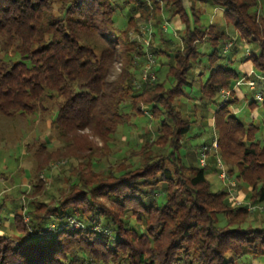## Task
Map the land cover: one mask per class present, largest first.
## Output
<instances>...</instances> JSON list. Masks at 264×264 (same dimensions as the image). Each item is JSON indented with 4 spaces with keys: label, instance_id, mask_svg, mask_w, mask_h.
<instances>
[{
    "label": "trees",
    "instance_id": "1",
    "mask_svg": "<svg viewBox=\"0 0 264 264\" xmlns=\"http://www.w3.org/2000/svg\"><path fill=\"white\" fill-rule=\"evenodd\" d=\"M260 1L210 0L223 10L232 38L217 24L200 25L193 7L191 26L183 0H0V116L24 118L47 111L45 103L51 102V125L67 143L63 155L39 147L37 156L46 154L28 175L29 190L22 193L28 203L20 201L9 213L13 232L0 235V264L264 259V218L256 226L251 216L264 209L258 207L264 203L260 128L234 115L231 107L238 103L232 94L226 101L221 97L244 78L231 66L229 52L236 44L253 43L258 53L249 50L240 62L251 63L249 80L262 96L261 102L250 100V110L258 104L264 108ZM174 17L184 28L170 35L162 25ZM202 42L211 47L208 54L198 51ZM149 58L152 64L145 70ZM201 65L205 73L190 80L189 71ZM193 85L199 100L222 101L213 113L212 137L182 156L195 122L182 115L178 101ZM146 114L150 130L139 127L138 148L104 166L115 133ZM79 129H89L103 145L73 132ZM74 142L77 151L71 153ZM63 158L77 164L62 166L53 185L45 186L40 174L51 160ZM209 161L218 175L219 162L227 178L218 176L222 188L215 192L206 177ZM62 180L65 187L57 186L55 194L51 187ZM229 182L235 183L234 191ZM243 187L248 201L237 204L232 192Z\"/></svg>",
    "mask_w": 264,
    "mask_h": 264
},
{
    "label": "rangeland",
    "instance_id": "2",
    "mask_svg": "<svg viewBox=\"0 0 264 264\" xmlns=\"http://www.w3.org/2000/svg\"><path fill=\"white\" fill-rule=\"evenodd\" d=\"M209 5L205 8L204 12L197 13L196 15L199 18V24L203 26H208L211 20V16H213L211 23L217 24L219 27H224L223 21V10L217 6L216 10H213V6L210 0H208ZM194 9H198L196 4L192 2ZM211 3V4H210ZM259 7L257 8L258 13H264V0H261L259 3ZM187 14L189 15L191 26L194 25V17L190 9L187 8ZM229 29H231L229 27ZM232 32V31H230ZM172 35V34H170ZM221 46V45H220ZM248 49L257 54L258 50L256 45L253 43L247 44ZM198 51L204 50L206 54L211 51V47L207 42H202L197 44ZM248 54V53H247ZM245 49L242 47L235 54V60L232 62L231 66L236 70L239 69V64L244 56ZM206 61L202 59V63ZM203 72L205 73V69L201 65L200 67H195L189 71V79L196 80L197 75ZM206 76V74H205ZM240 90L246 96L244 101L238 103L234 107H231L232 111L235 113L234 115L244 123H251L259 125V131L257 133V139L264 145V108L261 104H258L257 116L256 118H252V110H250L248 103L251 98H253L255 91H250L248 87L241 86ZM186 94L184 97H181L178 101L179 109L181 110L182 115L185 118H190L192 123V127L190 132L187 134L184 140V145L180 150V154L182 156L185 155L186 149H195L197 146H200L204 142H207L212 137L211 126H213V113L217 108V104H219L222 99H219L216 103H205L204 101L199 100L198 96V87L197 85L188 86L183 89ZM258 92V90L256 91ZM45 106L47 107V111L37 110L35 114H32L27 117H3L0 116V206L3 209L0 211V219L3 220L5 218L9 219L11 222V218L8 217L9 213L18 207L20 201L23 205H26L27 200L23 192L29 190L28 185V175L35 169V164L38 161L43 160L46 153L63 155L65 153V140L64 138H60L56 130L52 127V114L55 111L51 102H46ZM235 109V110H234ZM150 116L148 114L145 117H141V119L133 120V125L125 126L122 130H118L113 139L108 143L109 149H105L104 153L107 156L103 159V165L107 166V162L113 163L120 160L124 155L127 156L131 149H137L139 144L141 143L140 137H138L137 131L139 127L143 125L144 130L149 129L148 118ZM76 135H86L88 136L91 144L96 145L97 147H101L103 143L93 135H90L89 129H79L73 131ZM75 135V134H74ZM44 146L46 153L38 155L39 147ZM78 144L74 142L70 144L71 153H75L77 151ZM107 147V148H108ZM36 154V156H35ZM35 156V157H34ZM107 160V161H106ZM50 162V161H49ZM67 163L71 164V167H75L77 162L74 159H60L59 162H51L47 166V171H43L40 174V179L45 186L53 185V177L54 175L61 170L62 166L67 167ZM209 166L207 168L206 177L211 185L212 191H218L222 188L221 182L218 179V173L216 171V167L212 161L208 162ZM102 164L100 163L99 167ZM70 166H68L69 168ZM70 173L68 171L64 172L62 176H69ZM61 176V177H62ZM65 180H62V182ZM65 187L64 182H58L51 190L57 194L58 191L56 187ZM240 191L241 193L247 192L245 187ZM248 190V189H247ZM235 197L238 198V201H243L246 199L248 201L249 196L243 197L239 192H233ZM252 205L250 206V208ZM258 207H264V203L258 204ZM252 218H256L258 223L260 220L264 218V209H255L251 212ZM4 221V220H3ZM3 221L0 223L2 225ZM4 230L0 228V235H2L5 231L8 234L13 232V226L11 223H5L3 226ZM264 259H253V258H243L235 264H263Z\"/></svg>",
    "mask_w": 264,
    "mask_h": 264
},
{
    "label": "crops",
    "instance_id": "3",
    "mask_svg": "<svg viewBox=\"0 0 264 264\" xmlns=\"http://www.w3.org/2000/svg\"><path fill=\"white\" fill-rule=\"evenodd\" d=\"M192 2H194V4H196V5H198L197 6L198 9H195V11L197 13L204 12L205 8L209 5L208 0H183L184 6L186 9L191 8V5H193ZM211 5L213 6V10H216L217 6L213 5V4H211ZM210 18L212 20L213 16H211ZM211 20L209 21L210 24H211ZM162 28H164V30L167 31L169 34L176 35L178 32L183 30L184 24L181 22V20L178 17H174L171 20L165 22L162 25ZM222 28H224V27L222 26ZM225 32L228 33L232 38L234 37V35H232L233 33L230 32V30L227 26L225 27ZM240 48H241L240 44H236V47L234 49H232V51L229 52V56L232 60H235V58H234L235 54L240 50ZM251 70H252V65L249 61L240 62L238 71L240 72L241 75H244V77H245ZM241 86H245V85H241ZM240 87L235 89L234 93H232V98L236 99L237 103H241V101H244L246 99V96L242 93V91L240 90ZM251 100H252V98H251ZM235 105L236 104H234L232 107H234ZM258 107L259 106H257V108L255 107L251 112L253 119L256 118V116H257ZM239 193L241 195H243V197H244V195L245 196L249 195L248 191L244 192V193H241V192H239ZM8 217H11V215H9ZM5 223H11V222H9V219L6 221H3L2 227L5 225ZM0 233H2V232L0 231Z\"/></svg>",
    "mask_w": 264,
    "mask_h": 264
},
{
    "label": "built area",
    "instance_id": "4",
    "mask_svg": "<svg viewBox=\"0 0 264 264\" xmlns=\"http://www.w3.org/2000/svg\"><path fill=\"white\" fill-rule=\"evenodd\" d=\"M232 45H233V42L232 41L228 42L226 44L225 48H224V51H226L227 49H229V47L232 46ZM243 48L245 49V54L249 53V49H248V47L246 45H244ZM151 64H152V60H151V58H149L148 63L145 66V70L149 69V67H150ZM252 75H253V71L251 70L244 78L238 80L230 90H224V91H222L221 92V97L223 98V100L226 101L231 96V94L234 93L235 89H237L241 85H245V86L248 87L249 90L255 91V94L253 96V99L256 100V101L261 102L262 101V96H261V94L259 92H256L255 82L252 81V80H249ZM143 78H145V75H143ZM215 146H216V143L214 141L213 144H212V147L214 148ZM205 150H206V148H204V151ZM202 154L204 155V153H202ZM200 164L201 165H204L205 164L204 158H201L200 159ZM218 168L220 169V173L218 175L219 178L222 181L225 180V179H227L226 178V174H225V172H224V170L221 167V164L219 162H218ZM228 185H229L230 188H233L230 191H234L235 183L234 182H229ZM232 194H233V192H232ZM233 199H234L235 203H237V204H239L241 202V201H238L237 200L238 198H236L235 195H234Z\"/></svg>",
    "mask_w": 264,
    "mask_h": 264
}]
</instances>
